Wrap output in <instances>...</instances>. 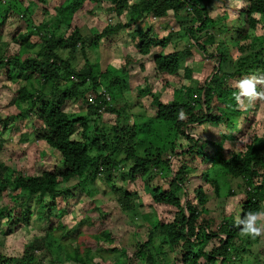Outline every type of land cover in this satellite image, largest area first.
Masks as SVG:
<instances>
[{
  "label": "trees",
  "instance_id": "obj_1",
  "mask_svg": "<svg viewBox=\"0 0 264 264\" xmlns=\"http://www.w3.org/2000/svg\"><path fill=\"white\" fill-rule=\"evenodd\" d=\"M10 1L12 4L8 3L5 16L13 10L20 12L24 7L21 18L26 17L30 24L34 23V13L42 17L50 15V20L55 15L58 21L53 28H49L48 20L36 26L41 32L44 54L42 58L31 57L25 63H30L27 69L37 75L39 85L32 82L33 92L26 85L13 90L6 108L15 104L17 111L8 115L0 113V148L5 143L2 131L13 129L23 121L26 125L32 123L35 139L53 149L59 158L40 174L29 175L18 170L11 178L7 175V166L0 162V198L9 196L15 204L0 206V236L4 239L0 241V264H44V261L48 264H105L112 256L117 258L113 264H123L125 260L126 264H233L237 259L253 256L251 247L259 236L253 239L246 235L239 221L248 213L262 211L264 182L255 181V177L264 166V136H254L245 150L237 147L236 141L255 121L259 111L255 98H262L264 83L256 85L261 88L256 89L257 96L251 103L247 97L238 101L236 95L243 79L264 80V34L256 33L264 25V0H238L242 7L237 12H233L229 3L225 4L227 0L217 9L215 0H81L54 7L55 13L45 6L48 0H28L26 6L25 0ZM0 2L5 3V0ZM84 4L88 6L87 15L94 12L97 4H104L109 12L115 11L120 17L117 24L95 36L97 41L134 27L132 35L138 38L137 51L150 57V68L163 78L168 88H171L169 78L180 75L183 61L192 57L193 50L207 59L202 66L205 73L198 84H183L175 90L177 95L171 101L161 99L152 87L145 89L146 95L152 97L155 118L159 123H169L176 136L168 143L169 158L163 154V146L153 144L140 153L139 148L148 140L138 138L137 124L121 125L122 111L112 104L113 92L105 89L111 96L109 102L99 93L101 82L95 66L89 63L77 71L57 52L59 47L74 48L85 43L78 25L69 38L56 34V28L61 25H73L75 14L82 11ZM181 11L197 19L187 29L189 43L183 49L166 54L163 50L168 40L156 35L153 18L161 19L171 13L178 15ZM5 16L0 25L5 23ZM147 19L149 24L145 26ZM18 39L28 48L34 46L25 37ZM229 45H234L236 56L231 54ZM25 50L20 48L15 55L5 52L1 56L0 75L7 81L20 83L18 69L23 64L19 55ZM191 66L183 68V77H191ZM63 71L68 79H62ZM145 80L149 82V75ZM4 87L10 89L9 84ZM91 92L94 102L89 99ZM75 97L85 103L87 114L67 112L66 102ZM102 107H106L104 111ZM92 119L93 130L88 124ZM101 123L110 124L109 130H104ZM200 126L218 129L221 138H217L219 134L202 138L193 131ZM228 139H231L230 148L226 145ZM172 159L178 160L176 169ZM128 161L133 164L126 175L134 181L157 182L151 191L153 202L173 211V218L158 220L149 230L147 241L137 243L133 253L119 244L117 236L120 234L111 227L98 229L109 213L92 202L90 209L94 212L91 214L84 212L82 219L72 225L63 221H68L73 202L84 191L88 192L89 184L101 178L111 183L115 180L114 174ZM210 162L227 174L252 179L253 188L244 189L241 199L237 200L240 202L239 219L231 213L221 218L207 207L209 195L205 185L213 187L217 195L221 188L212 176V166L202 170L196 178L202 183L195 184L191 179L196 168L193 163ZM111 189L124 211L143 205L138 194L130 193L126 187L118 189L113 185ZM32 198L33 204H28ZM30 223L39 230V235L26 240L20 253L9 255L7 237ZM154 233L158 244L154 242ZM52 246L58 248L57 255L52 254ZM149 248L153 252H149ZM97 258L100 260L96 261Z\"/></svg>",
  "mask_w": 264,
  "mask_h": 264
},
{
  "label": "rangeland",
  "instance_id": "obj_2",
  "mask_svg": "<svg viewBox=\"0 0 264 264\" xmlns=\"http://www.w3.org/2000/svg\"><path fill=\"white\" fill-rule=\"evenodd\" d=\"M138 1V0H135ZM81 0H48L47 8L52 13H55L54 7L56 6H67L73 3H80ZM214 7L219 8L223 5L224 0H215ZM11 3L10 0L0 2V20L5 16V9ZM230 5L233 12H237L241 9L242 5L238 0L225 1V4ZM12 4V3H11ZM28 4V0H25V6ZM36 6L34 5V8ZM24 7L17 10L10 11L5 16V23L0 25V59L1 56L7 52V55H15L21 49H26L19 55V58L23 64L21 69H18V73L21 74L20 83L9 82L4 75H0V113L8 115L16 110V105H11V108H6L10 104L12 99L13 90L19 88L21 85L30 87V91L34 89L31 87L32 82L37 86L39 85L38 77L35 73L29 71L25 62L29 61L31 57L42 58L43 43L40 37V33L36 28L44 20L49 21V28L55 27L53 25L58 21V17L53 15L50 20V15L42 17L38 13L33 15V24L28 23L27 18H21ZM88 9L87 4H84L82 11H78L73 19V25H61L58 29L56 28V34L70 37L73 33L75 25H78L82 35L85 37L84 44H78L76 47H64L58 48L57 52L61 57L78 71L84 69L88 64L94 65V70L99 74L101 82L100 90L108 88L113 92L114 99L112 104L122 111L121 125H138V138H143L148 141L139 148V152L148 147L149 145L163 146V154L168 158L170 157L169 146L176 138L173 128L169 123H159L156 117V110L152 106V97L146 95L145 89L152 87L156 94L161 96L164 101H171L175 98L177 93L176 89L181 87L183 84L196 86L198 81L204 75V67H202L207 59L196 50H193L192 57L186 59L182 63V70L178 77L169 78L168 83L171 88L165 85L163 78H159L149 64L150 57L143 56L139 53L135 47L138 38H134L132 31L134 27L120 30L117 33L108 35L104 39L96 40L95 36L101 33L105 28L114 26L119 22V16L117 13L109 12L108 7L104 4H97L94 7L92 14L85 13ZM231 13V10H229ZM129 13V10L127 11ZM232 12V13H233ZM214 14V13H213ZM212 14V15H213ZM130 16V14H128ZM128 16V19L130 17ZM155 31L159 38H167L168 46L163 50L164 53H169L174 50L183 49L189 43V37L187 35V29L197 19L185 11H181L178 15L171 13L169 16L155 19ZM264 21V16L262 17ZM149 20H145L144 25L148 26ZM211 24V23H210ZM264 24V23H263ZM48 29V28H47ZM46 29V31H48ZM213 32V31H211ZM257 34H264V25L259 27L256 31ZM22 36L29 40L34 46L28 48L27 44H20L17 39ZM88 37V38H87ZM19 40V39H18ZM96 43V44H95ZM230 51L233 56L234 45H229ZM215 46H213L214 48ZM6 54V53H5ZM6 56H4L5 58ZM208 61L207 63H210ZM145 68L142 69L141 66ZM192 65L191 77H183V68ZM149 75V82L145 80V76ZM62 79H68L66 72H62ZM121 81L116 84V81ZM4 84H9L10 89L5 88ZM258 86L256 89H260ZM92 93V92H91ZM262 98L258 100L255 98V105L259 108L258 114L256 112L255 121L248 125L247 133L240 136L236 141V146L245 150L247 144L253 142L254 136H264V93ZM257 103V104H256ZM65 109L71 114H87L88 109L85 103L82 102L80 97H75L69 100L65 104ZM14 110V111H13ZM19 110V109H18ZM91 130L94 129L95 122L90 120L88 122ZM104 130H109L110 124L101 123ZM32 123L26 125L23 121H19L13 129L3 130L2 138L4 139L3 147L0 148V162L4 163L6 167L7 175L11 178L14 174L20 170L25 174L35 175L40 174L44 170L51 167L55 160L59 158V155L51 148L47 147L44 142H39L33 135ZM198 133L202 138L208 136H217L221 138V133L218 129L213 127L206 128V126H200L193 130ZM231 139L226 141L227 148L231 146ZM155 154V152H153ZM122 153V157H123ZM173 160V167H178V160ZM132 162L128 161L124 163L116 174H114L115 180L111 183H107L104 178L97 179L95 182L89 184L88 192L83 193L80 197L76 198V201L72 204V214L64 222L69 225L74 224L75 220L82 219L84 212L91 214L94 212L90 209L91 202L95 206H99L102 210L109 213V217L102 222L98 228L111 227L112 230L118 232L117 240L119 244L124 248L128 249L130 253L135 252L136 245L139 242L147 241L149 237V230L153 229L156 222L164 217L166 220L172 219L173 211L163 205L154 203L152 200L151 191L156 187L157 182L147 180H131L126 172L132 166ZM196 168L191 173L192 180L196 181L195 184H200L196 178L201 174L202 170H205L208 166L211 167L212 176L216 178L220 183V192L217 195L215 189L210 185H205L208 193L207 207L213 210L217 216H223L228 214H235L237 219L240 218V202L244 189H251L252 179L248 177H236L223 172L219 166L208 163H193ZM255 181L264 182V166L259 168V175L255 177ZM115 185L118 189L126 187L130 193H137L140 197L143 205H139L137 208L124 211L121 203L119 202L117 195L112 191L111 187ZM47 197L48 196H44ZM135 200V199H134ZM136 201V200H135ZM33 198L29 200L28 204H33ZM15 205L13 199L9 196L0 198V206ZM136 203V205H138ZM61 208L63 205L60 204ZM264 213V200L262 201V211ZM213 214V213H212ZM153 223V224H152ZM152 227V228H151ZM156 233H154L155 235ZM39 235V230L30 223L28 226L22 225L20 231H16L14 234L7 237L8 250L6 251L9 255L14 256L23 250L25 241ZM258 242H255L252 246L254 255L248 259H237L233 264H264V228L258 235ZM155 243L158 244L159 240L157 236H154ZM3 237L0 236V241H3ZM254 241V240H253ZM158 247V246H156ZM149 252H153L152 248L148 249ZM51 252L53 255H57L59 250L56 246H52ZM100 260L99 258L96 261ZM117 258L115 256L110 257L105 264L115 263ZM95 261V262H96ZM48 264L47 262H43ZM126 264V260L122 262Z\"/></svg>",
  "mask_w": 264,
  "mask_h": 264
},
{
  "label": "clouds",
  "instance_id": "obj_3",
  "mask_svg": "<svg viewBox=\"0 0 264 264\" xmlns=\"http://www.w3.org/2000/svg\"><path fill=\"white\" fill-rule=\"evenodd\" d=\"M258 83H264V80L245 78L240 81L238 85L240 92L236 95V99L239 101L241 97H247L249 103H251L257 96L256 85ZM239 223L243 225L244 233L255 239L261 233L262 228H264V213H248Z\"/></svg>",
  "mask_w": 264,
  "mask_h": 264
},
{
  "label": "built area",
  "instance_id": "obj_4",
  "mask_svg": "<svg viewBox=\"0 0 264 264\" xmlns=\"http://www.w3.org/2000/svg\"><path fill=\"white\" fill-rule=\"evenodd\" d=\"M99 93H100L101 95H103L104 97H106V100H107L108 102L111 101V96L109 95V93H106V92H105V89L102 90V91L100 90ZM89 99H90L91 102H94V98H93L92 93L89 94ZM105 108H106V107H102L101 111H104Z\"/></svg>",
  "mask_w": 264,
  "mask_h": 264
}]
</instances>
